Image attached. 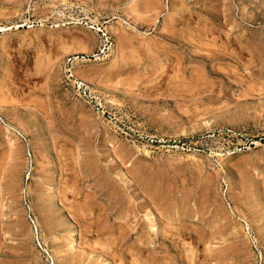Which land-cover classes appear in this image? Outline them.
<instances>
[{"label":"rangeland","instance_id":"obj_1","mask_svg":"<svg viewBox=\"0 0 264 264\" xmlns=\"http://www.w3.org/2000/svg\"><path fill=\"white\" fill-rule=\"evenodd\" d=\"M262 139L264 0H0V264H264Z\"/></svg>","mask_w":264,"mask_h":264},{"label":"bare ground","instance_id":"obj_2","mask_svg":"<svg viewBox=\"0 0 264 264\" xmlns=\"http://www.w3.org/2000/svg\"><path fill=\"white\" fill-rule=\"evenodd\" d=\"M151 218H152V220H150L151 221V224L149 225L150 226L149 227V232H150L151 235L157 236L159 234V230H160V220L156 216H154V214L151 216ZM77 238H78V234L76 233V231H73L70 234V236H69V241L71 242V244L73 243V245H75L76 242H77Z\"/></svg>","mask_w":264,"mask_h":264},{"label":"trees","instance_id":"obj_3","mask_svg":"<svg viewBox=\"0 0 264 264\" xmlns=\"http://www.w3.org/2000/svg\"><path fill=\"white\" fill-rule=\"evenodd\" d=\"M262 141H264V139H262Z\"/></svg>","mask_w":264,"mask_h":264}]
</instances>
